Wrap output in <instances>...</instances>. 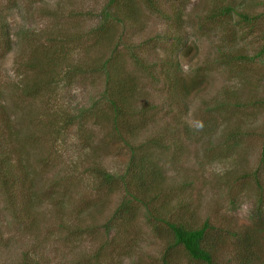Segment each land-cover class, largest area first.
<instances>
[{
  "label": "rangeland",
  "instance_id": "obj_1",
  "mask_svg": "<svg viewBox=\"0 0 264 264\" xmlns=\"http://www.w3.org/2000/svg\"><path fill=\"white\" fill-rule=\"evenodd\" d=\"M105 2L0 0V118L20 129L34 181L13 208L0 189V264L22 253L41 264H161L171 242L141 207L128 225L102 229L123 190L96 171L122 176L130 151L97 105L98 124L59 127L63 113L102 99L103 81L71 68L108 50L88 34ZM154 3L136 0L138 19L116 29L120 48L146 65L126 66L138 85L129 142L146 173L158 175L148 181L158 202L187 210L192 226L209 222L218 263L264 264V0ZM170 5L178 24L165 17ZM170 261L201 264L181 249Z\"/></svg>",
  "mask_w": 264,
  "mask_h": 264
},
{
  "label": "trees",
  "instance_id": "obj_2",
  "mask_svg": "<svg viewBox=\"0 0 264 264\" xmlns=\"http://www.w3.org/2000/svg\"><path fill=\"white\" fill-rule=\"evenodd\" d=\"M135 1L106 0L97 25L91 31H88V34L100 37L98 42H104L108 50L90 63L85 61L71 68V72L75 71L80 75L89 73L94 75V78L103 81L102 99L95 101L88 109L80 110L76 115L63 113L59 118V127L73 125L81 127L87 122V118L93 119V124H98L93 113L97 109L103 114V118H100L101 121H106L115 137L123 142L130 151V157L122 176L114 177L100 169L96 171L97 176L104 185H114L120 182L123 190L122 200L110 218L102 224L105 233L110 230L117 231L119 228L128 225L138 208L141 207L150 221L155 224H162L170 235L171 242L161 257V264H172L170 251L178 249H181L192 261L201 264H220L213 255L215 249L212 244L215 238L211 235L212 227L209 222L205 221L200 227L192 226L185 218V214H188L187 210L175 211L166 206V203L158 202L159 194L153 193L151 187L152 181H156L155 177L158 175L156 171H151L150 175L146 173L144 164L137 158L138 146H132V143L129 142L133 137L127 125L131 120L130 112L134 111L130 100L138 85L136 84V77L126 70V66L130 65L131 68L136 67L142 70L146 65L139 54L133 53L130 46H124V49L120 48L117 43L116 29L121 23L125 25L130 19H138V17H131L136 9ZM138 1L141 4H146L149 9L155 10L154 0ZM169 9L165 17L174 24L180 23L182 20L179 7L174 8L170 5ZM243 17L246 16L243 15ZM126 51L129 53H125ZM125 54H128V58L125 57ZM32 89L31 91L34 92ZM103 105L104 108L101 107ZM54 122L57 123L58 121ZM53 124L49 123L48 129L51 132L54 128ZM13 125L8 116L0 118V189L11 208H13V205L15 206L21 188L29 190L34 184L27 165L26 151L24 152V147L16 141L21 131ZM124 134H126V137H124ZM23 137L25 139L33 137V133L25 132ZM262 152H264V145H262ZM15 174L17 175L15 176ZM152 178L154 180H151ZM130 180L132 182H129ZM149 180L151 181L150 184L148 183ZM28 201L30 200L28 199ZM10 213L15 215V213ZM14 264H41V256L22 253Z\"/></svg>",
  "mask_w": 264,
  "mask_h": 264
}]
</instances>
